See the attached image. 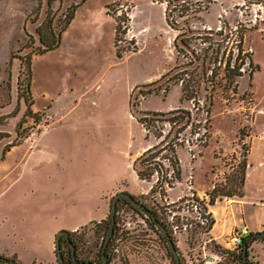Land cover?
<instances>
[{
  "label": "rangeland",
  "instance_id": "374dc122",
  "mask_svg": "<svg viewBox=\"0 0 264 264\" xmlns=\"http://www.w3.org/2000/svg\"><path fill=\"white\" fill-rule=\"evenodd\" d=\"M81 1L51 0L48 10L47 0H0V252H13L23 264H47L54 226L98 221L110 194L109 222L113 197L127 193L157 214L181 264H238L224 245L233 232L214 240L203 229L210 220L215 224L221 210L247 225L262 218V209L248 206V199L264 201V4L186 0L208 5L189 28L228 34L220 58L237 55L242 33L253 62L235 85L220 71L218 87L202 85L194 106L182 101L181 87L174 85L175 68L185 62L175 49L181 31L167 25L164 4L153 0H87L59 47L41 55L37 28L45 22L41 32L48 38L52 30L55 41L69 8ZM175 19L176 28L186 20ZM116 20L122 28L117 49ZM210 94L206 116L202 106ZM174 110L191 112V124L172 129L146 120L147 132L138 122L145 114ZM173 137L179 176L172 178L166 149L155 156V170L171 185L157 183L158 174L139 180L134 162ZM148 163L140 165L146 174ZM94 225L78 238V261L97 258L105 233L103 227L90 231ZM114 230L111 238L120 236L121 245L110 264H174L146 219L123 202L117 203ZM259 246L257 259L264 264ZM61 252H68L62 243Z\"/></svg>",
  "mask_w": 264,
  "mask_h": 264
},
{
  "label": "trees",
  "instance_id": "16d2710c",
  "mask_svg": "<svg viewBox=\"0 0 264 264\" xmlns=\"http://www.w3.org/2000/svg\"><path fill=\"white\" fill-rule=\"evenodd\" d=\"M86 1L87 0H82L81 4H77L69 8L70 11L67 13L63 23H61V27L59 29V33L55 41H52V37H54L52 30H49L50 35L48 36V38H47V34H44L43 32H41L43 30L42 26L45 25V22L40 27L37 28V34L39 36V40L41 44L44 45V49L41 50V55L54 51L59 47L61 34H63L65 30L68 28V26L70 25V22L73 19V15L76 9H78ZM153 1L164 4L165 20H166L167 25L176 31H181V34L177 35L175 39V49L177 53H179L180 55L184 54L183 59H185V62H183L181 66H178L175 68L176 72H175V76L173 79H174V85H180L181 87L182 101L191 102L194 106L196 104L198 106L199 100L197 99L200 95V91H199L200 87L206 84H210L213 88L218 87L217 79H218V73L220 71L224 73V78L227 83H229L230 85H235L236 83L235 78L242 77L241 71L243 70L244 66L248 64V61L250 62V64H252L251 60L248 57L247 52L243 50L244 34L241 33L239 39L236 41L237 55L235 57H232V55L228 53V56L225 58V60H223V57L220 58V51L222 47L224 46L223 44H225L226 40L228 39V34L222 37L221 33H215L212 31L197 32L198 30L194 31V29H192V26L190 28L188 27L191 20H194L195 22H199L200 20L199 15L205 10H207L208 5L206 4L203 5L200 2H195L193 4L191 3L186 4V0H153ZM51 3H52L51 0H47L48 10H50L51 8ZM176 17H178L179 19L186 18V20L183 21L184 25L182 27L176 28L179 25V21L175 19ZM184 27H186L185 30H183ZM121 29L122 28L120 26L119 21L116 20L115 42H114L116 49L118 47L117 45L119 42L120 34L122 33ZM30 60H31V57L27 59V64H26L27 78H31ZM209 72L211 74H208ZM212 97L213 96L211 94L210 96H205L206 104L202 107L204 110H206V116L209 115V110L207 109V107L211 105ZM146 120H148L152 124L151 126L153 127H155L154 123L164 122V124H168L170 128L175 129L176 127L181 128V127L191 124L192 115H191V112L184 111V110H174V111L168 112L167 114H161V113L145 114L143 118H140L138 120V122L142 126V128L148 132L149 128L148 126H146V123H145ZM160 137L161 136H159V138ZM205 139L207 140V138ZM175 140H178V138L173 137V139L170 142L171 144L170 143L165 144V142L162 140L161 143H159V145L148 148L134 162L133 164L134 171L139 180L148 181L154 176V174H158L159 179L157 183H159L160 179H162V180H165L164 182L165 184L171 185V182L166 180V178H163V176H160V174L156 171L157 170L156 167L159 166V164L156 163L155 156L159 155L161 152L168 149L169 157L165 158V160H167L168 163H170V166H172L173 168L172 172H174V176H172V178L175 179L176 177H178L179 176V165H178V160L176 156H174L175 155L174 148L172 147L173 145H175L174 144ZM164 145H167V147H164ZM12 147L14 146H11L9 149H11ZM5 152H9V150H5ZM146 162H149L148 165L151 168L153 167L150 165L155 166L154 170L155 169L156 170L154 171L153 169L148 167L150 171L149 174H146V172L144 173V171L141 170L140 165L141 163H146ZM241 173H242V176L240 179L243 182V171ZM165 175L167 174H164V176ZM235 196L241 197V195H233V194L226 195V197L228 198L235 197ZM121 202H123L125 205L130 207V205L126 203L125 201L122 200ZM213 204H214V200H211L210 205H213ZM154 216L160 222L159 218H157L156 213H154ZM108 221L109 222L103 221L99 224H95L94 225L95 229L90 230V231H97L98 229L100 231V227L101 228L103 227L102 229H104L103 231L105 233L103 241L100 245V249L97 254V258L94 261V263L96 264H100L102 261V249H103L105 238L107 237L109 233L110 217L108 218ZM146 222L157 233V231L154 228L153 223L148 220H146ZM213 225H214V221L210 220L206 228V231L209 232L212 229ZM87 227L88 226L82 227L76 232H68L70 239H73L72 244L75 248V255L77 259H78L77 254L79 252V248L76 243V239H78L80 235H85L87 232L89 233V231L87 230ZM252 235L253 234H250L248 237H246L243 240V243L240 249L236 253L235 252L233 253V255L235 256L234 259L237 261L238 264H255L249 259L247 263L243 262V247L244 246H246L247 251H249L250 247L255 242L264 243V238H251ZM159 238L161 241L165 243V241L160 236ZM112 240L113 239L111 238L108 244L106 253H105L107 264L111 263L110 247H111ZM61 243L64 244V246L68 250L66 256L64 252H61L64 264H73L71 250L69 246L63 243L62 241ZM165 247H166V243H165ZM7 261H12L14 264H17L15 260H9L0 255V264H8Z\"/></svg>",
  "mask_w": 264,
  "mask_h": 264
},
{
  "label": "crops",
  "instance_id": "0c3cea01",
  "mask_svg": "<svg viewBox=\"0 0 264 264\" xmlns=\"http://www.w3.org/2000/svg\"><path fill=\"white\" fill-rule=\"evenodd\" d=\"M262 4H264V0H261ZM263 25H264V21H263ZM263 30H264V26H263ZM253 60H254V54H253ZM253 63V62H252ZM254 63H256L254 61ZM257 64V63H256ZM133 162V160H132ZM115 191H117V189H115L111 194H113ZM110 195V194H109ZM105 197V207H106V212L104 213V215L98 219V221H92V219H88V218H84L78 222H74L71 226L66 227L64 225H60L57 224L56 226H54L50 232H49V236H51V245H50V249H51V259L47 264H56V254H55V238H56V234L60 231V230H66V232H76L78 231L80 228L85 227L86 225L89 226L92 223L94 224H99L103 221L106 220V218L108 217L109 214V205H108V197ZM248 206H258L259 208L262 209V218L260 219V221H258L257 223H253L251 221H248V225L246 224V221L244 218L242 219H238L235 218V216L233 218L225 215L226 213L221 211H216V218H215V224L213 225L212 229L210 230V233L213 237L214 240H219V239H224L225 237L229 236L235 229L241 228L243 226V224L245 223L246 226L248 227V230L251 233H257V232H262L263 230V223H264V201L263 200H250L248 199ZM241 207V206H239ZM244 221V222H243ZM262 225V228H260V226ZM264 231V230H263ZM260 245V250H262L264 248V243L261 242H255L254 244H252V246L250 247V250L248 251V259L251 260L253 263L255 264H261L258 259H257V252L259 251L258 248L256 249V246ZM1 256H6V257H16V263L17 264H23L20 260L19 257L16 256V254H14L13 252L9 253L6 251H1L0 252Z\"/></svg>",
  "mask_w": 264,
  "mask_h": 264
},
{
  "label": "water",
  "instance_id": "95a60500",
  "mask_svg": "<svg viewBox=\"0 0 264 264\" xmlns=\"http://www.w3.org/2000/svg\"><path fill=\"white\" fill-rule=\"evenodd\" d=\"M123 200L126 203L130 205V207L141 214L146 220L150 221L153 223L155 230L157 231L158 235L165 241L166 247L168 250V253L172 256V259L175 264H181L178 252L176 251V248L174 246V243L172 241V238L168 234L167 230L165 227L156 219L154 214L148 210L144 205L139 203L138 201L134 200V198L127 194V193H118L116 194L112 201H111V206H110V226H109V233L107 237L105 238L104 244H103V249H102V261L100 264H107V260L105 258V253L108 247V244L110 242V239L113 235L114 231V226H115V213H116V207L117 203ZM90 227V226H89ZM251 238H264V232H260L258 234H253ZM61 241H65L67 245L69 246L71 250V256H72V262L73 264H96L94 262H81L78 261L75 255V248L73 244L70 241V237L68 235V232L61 231L56 235L55 238V253H56V258L59 264H64L62 255H61ZM248 261V253H247V247H243V262L247 263ZM8 264H14L12 261H7Z\"/></svg>",
  "mask_w": 264,
  "mask_h": 264
},
{
  "label": "built area",
  "instance_id": "2783aa9c",
  "mask_svg": "<svg viewBox=\"0 0 264 264\" xmlns=\"http://www.w3.org/2000/svg\"><path fill=\"white\" fill-rule=\"evenodd\" d=\"M196 221V220H195ZM196 222V225L201 227L202 221H201V215L200 218H198ZM208 224L206 227L203 229L206 231ZM90 227L87 228V230ZM93 229V228H92ZM177 229V228H176ZM263 230H264V223H263ZM176 231V230H174ZM207 232V231H206ZM210 232V231H209ZM250 235V231L246 226H242L241 228L235 229L233 233L230 235V237L224 242V245L226 248L231 249L232 253H236L240 247L242 246L243 240ZM121 245V237L118 236L111 242V247H110V256H111V261L113 260L114 257L119 255V246ZM202 264H210V263H202Z\"/></svg>",
  "mask_w": 264,
  "mask_h": 264
},
{
  "label": "flooded vegetation",
  "instance_id": "af4514ba",
  "mask_svg": "<svg viewBox=\"0 0 264 264\" xmlns=\"http://www.w3.org/2000/svg\"><path fill=\"white\" fill-rule=\"evenodd\" d=\"M43 45V44H42ZM122 200H120L119 202H121ZM152 212V211H151ZM153 213V212H152ZM154 214V213H153ZM79 239H76V243L78 242ZM71 243L73 241V239H70ZM75 241V240H74ZM63 243H65L67 245V243L65 241H62ZM78 258H79V252H78Z\"/></svg>",
  "mask_w": 264,
  "mask_h": 264
}]
</instances>
